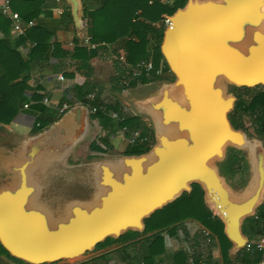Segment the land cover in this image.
<instances>
[{
  "label": "water",
  "instance_id": "obj_1",
  "mask_svg": "<svg viewBox=\"0 0 264 264\" xmlns=\"http://www.w3.org/2000/svg\"><path fill=\"white\" fill-rule=\"evenodd\" d=\"M65 1L82 37V1ZM165 17L159 51L174 80L162 86L158 99L144 103L154 116L156 142L142 154L97 161L94 199L70 200L63 216L54 217L36 203L41 187L32 172L64 159L84 137L88 106L69 107L27 137L7 165L14 183L0 188V245L11 257L28 264L78 263L108 237L143 231L145 218L190 192L192 183L204 191L233 250L245 247L243 220L264 194V146L231 125L236 96L225 83L264 86V0H186ZM228 146H249L252 177L237 197L215 164Z\"/></svg>",
  "mask_w": 264,
  "mask_h": 264
},
{
  "label": "crops",
  "instance_id": "obj_2",
  "mask_svg": "<svg viewBox=\"0 0 264 264\" xmlns=\"http://www.w3.org/2000/svg\"><path fill=\"white\" fill-rule=\"evenodd\" d=\"M81 1L82 37L76 34L72 18L68 17L70 9L65 0L59 2L57 0H43L38 17L28 23L23 22L15 12L10 10V7L7 13H2L10 22L8 26L0 23V38L4 39L11 48L17 50L22 59L29 64L28 69L24 73V75L27 76V85L29 87L26 90L29 101H27L24 104L25 106L23 105L14 116L12 124H0V188L14 183L15 176L8 171L7 165L11 158L19 157L23 141L27 137L41 131L37 129L40 121L46 123L44 127L46 128L58 119L61 112L73 105L83 103V84L85 82L94 84L96 86L94 91L99 93L104 102L115 104L120 110L119 112H105L104 115H106V117L108 116L106 119L103 117L94 118L91 116L93 113H89L90 120L86 134L72 147L66 156L68 157L74 147L90 133L93 134V137L95 135L97 139H99L96 140V143L101 150H93L91 152V156L97 159L80 165L85 168L84 173H89L91 175V201L98 191L94 183V166L97 161L106 160L114 162L122 155H130L129 152L137 149L140 144L146 143L150 145L151 148L156 142L157 131L154 124V116L150 108L144 103L147 100L158 99L164 84L161 83L162 81L160 82L158 80L145 83L136 82L135 79L142 73L135 76L133 72L140 68L138 64L142 60L139 61L134 68L132 67V71L128 77L113 79L116 74L113 67V58H115V56L112 50L115 47L114 45L91 43L86 40L88 36L85 35L84 27H90L92 22L91 12L95 9L96 5L94 0ZM2 2L3 0H0V11ZM15 17L18 19L17 23L21 28L20 33L13 28ZM162 21L155 25L160 27ZM30 26H39L46 30L51 34V43L59 45L55 54H52V50L50 49L44 56V59L40 60L38 63H29L28 55L32 44L28 43L26 46L16 44L19 35ZM4 29L7 32H4ZM131 38L135 39V36L131 35ZM91 44L94 45L93 48L90 47ZM152 44L153 41L151 40L148 49ZM80 46L86 47L87 50L97 48V52L87 59L89 70L82 66L85 59H83L81 55H76L75 53L76 47ZM117 52L120 59L123 61V49L119 48ZM145 75L148 76V74ZM134 80L135 84L132 85L131 83ZM33 94L38 97L31 99ZM92 96L93 93L87 95L88 98ZM126 117L135 118L131 125L133 127L131 131L125 126L120 127L118 123L119 120ZM36 170L37 169H34L32 172V176L35 180ZM40 187L41 192L36 199V203L41 205H44V203H56V200L50 197H42V187L44 188L45 184ZM73 200L84 201L81 199ZM212 214L215 215L213 211ZM173 226V231L170 234L167 233L168 228L161 230L160 235L164 237L165 243L162 252L154 256L153 264H185L188 261L206 259H209V262L221 264H257L260 260L264 259V250L258 249L261 253V258L253 262L252 258L246 254L249 249L245 248L244 252L238 253L239 250L234 251L230 241V245L224 256L218 237L193 218H186ZM154 232L155 231L140 235L138 238L124 243L112 244L100 249H94L95 251L93 250L94 252L82 261L105 253L107 255L108 264H143L136 252L141 244L138 243L136 246H131V243L135 240L145 238ZM255 238L256 237H252L248 240H253ZM121 248H124L125 252L118 251ZM177 252L183 253V259L176 258L175 254ZM89 253L90 252L86 254ZM0 264L28 263L21 260L18 261V259H14L6 253H0ZM46 264L76 263L58 261L56 263Z\"/></svg>",
  "mask_w": 264,
  "mask_h": 264
},
{
  "label": "trees",
  "instance_id": "obj_3",
  "mask_svg": "<svg viewBox=\"0 0 264 264\" xmlns=\"http://www.w3.org/2000/svg\"><path fill=\"white\" fill-rule=\"evenodd\" d=\"M42 1L9 0V7L23 22L28 23L38 17ZM94 2L96 7L91 12L92 22L89 28L84 27L85 35L89 37L91 43L114 45L112 53L115 56L113 67L116 75L113 79L128 77L132 67L134 68L139 61L147 59L151 64V71L148 76L142 73L135 79L136 82L169 80L172 74L159 51L163 30L155 24L162 21L166 15L172 14L177 8L184 6L186 0H94ZM69 13L70 11L68 17L71 18ZM9 22V19L0 11V23L8 26ZM5 29L4 32H7ZM131 35H134L135 39H132ZM151 40L153 44L148 49ZM28 43L32 44L28 55L29 63H38L44 59L50 49L52 54H55L59 48V45L51 43V34L39 26H30L25 29L16 41L17 45L22 46H26ZM119 48H122L124 52L123 61L117 52ZM96 52L97 48L87 50L84 46L75 49L76 55H81L85 59L82 66L87 70H89L87 59ZM28 67V62L22 59L19 52L0 38V124H12L14 116L29 101L26 95V90L29 88L27 76L24 75ZM135 80L132 81V85L135 84ZM95 87L89 82L83 84L82 102L89 107L96 108L91 116L106 119L108 116L104 115L105 112H119L120 110L115 104L104 102L99 93L94 91ZM89 93H93L91 98L87 97ZM37 97L33 94L31 99ZM243 116L249 119L256 136L264 141V86L238 87L236 101L228 118L234 128L244 129ZM134 120V117H126L119 120L118 123L120 127L125 126L131 131ZM45 126L46 123L40 121L37 129L42 130ZM89 148L94 151L101 150L95 141L90 143ZM149 149L150 145L143 143L129 153L137 155L145 153ZM241 160L242 158L235 149L228 148L224 159L218 163L220 174L224 178H233L242 168ZM186 218L197 220L215 234L220 241L224 256L226 255L230 242L223 233V223L207 207L204 191L196 183L191 184L190 192H183L174 201L145 218L143 231L128 230L118 238L108 237L97 244L94 249L124 243L155 231L151 235L131 243V246L141 244L136 252L143 264H153L154 256L162 252L165 243L164 237L160 235L161 230L168 228L167 233L170 234L173 231V225ZM242 232L248 239L257 237L264 232V204L258 205L254 214L243 220ZM118 251L125 252L124 248ZM244 251L245 247L238 253ZM0 253L8 254L1 245ZM246 254L252 258L253 262L261 258V253L257 248H250ZM175 256L183 259L182 252H177ZM205 261L209 262L210 260L206 259ZM76 264H108L107 255L103 253Z\"/></svg>",
  "mask_w": 264,
  "mask_h": 264
},
{
  "label": "rangeland",
  "instance_id": "obj_4",
  "mask_svg": "<svg viewBox=\"0 0 264 264\" xmlns=\"http://www.w3.org/2000/svg\"><path fill=\"white\" fill-rule=\"evenodd\" d=\"M166 23L164 19L160 25V29H164L166 27ZM174 80V77H170L169 80L160 81L162 84H171ZM225 89L228 94H232L237 96L238 87L225 83ZM172 93L174 96L179 97V93L177 89H172ZM244 120V129L242 130L247 139L250 141L258 140L264 146V141L256 136L253 128L250 125V121L246 116H243ZM124 132V131H123ZM133 132V131H132ZM126 133V132H124ZM128 134V133H126ZM97 136L90 133L86 136L77 146L74 147L72 152L68 157H65L59 161H51L46 164L40 165L35 171L36 180L40 186L45 184V187H42L41 196L50 197L56 200L54 204H45L43 206L47 207L54 217H61L64 214L65 207L68 201L73 199H81L84 201H91L92 194V180L91 175L89 173H84V167L80 165L83 163H89L90 161H94L97 159L94 156H91V152L93 150L89 149L90 143L93 141L96 142ZM230 148V146L226 147V151ZM237 151V154L242 158L241 160V170L237 173L233 178L228 179L225 178V182L231 188L232 193L237 197L241 196L251 180L252 177V169L250 165V156L249 151L247 149H237L231 147ZM218 162L215 164L218 166ZM260 204H264V194L260 201ZM259 204V205H260ZM95 251V250H94ZM86 254L83 259L90 256ZM82 259V260H83Z\"/></svg>",
  "mask_w": 264,
  "mask_h": 264
},
{
  "label": "built area",
  "instance_id": "obj_5",
  "mask_svg": "<svg viewBox=\"0 0 264 264\" xmlns=\"http://www.w3.org/2000/svg\"><path fill=\"white\" fill-rule=\"evenodd\" d=\"M62 1V0H57ZM9 11V0H3L2 4H1V12L3 14L7 13ZM17 18H14V25L13 28L15 31L17 32H21V28L17 23ZM164 22L166 24H168V21L166 19V17L164 18ZM86 40L89 42V37L86 38ZM91 48L94 47L93 44L90 45ZM138 66L140 68L136 69L133 74L135 76L140 75L141 73H145V74H149L151 71V64L148 60H142ZM46 100V99H45ZM25 106V105H24ZM89 109V113H94L96 111L95 107H88ZM245 248L250 249V248H257L260 250H264V232L262 234H260L259 236H257L255 239L253 240H248V242L245 245ZM185 264H221V263H213V262H207L205 260H199V261H188ZM257 264H264V259L260 260Z\"/></svg>",
  "mask_w": 264,
  "mask_h": 264
},
{
  "label": "bare ground",
  "instance_id": "obj_6",
  "mask_svg": "<svg viewBox=\"0 0 264 264\" xmlns=\"http://www.w3.org/2000/svg\"><path fill=\"white\" fill-rule=\"evenodd\" d=\"M249 148V146H247V149Z\"/></svg>",
  "mask_w": 264,
  "mask_h": 264
}]
</instances>
